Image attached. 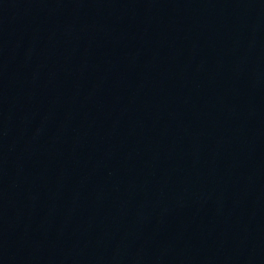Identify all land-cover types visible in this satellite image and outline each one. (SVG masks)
Here are the masks:
<instances>
[{"label": "water", "instance_id": "95a60500", "mask_svg": "<svg viewBox=\"0 0 264 264\" xmlns=\"http://www.w3.org/2000/svg\"><path fill=\"white\" fill-rule=\"evenodd\" d=\"M0 264H264V0H0Z\"/></svg>", "mask_w": 264, "mask_h": 264}]
</instances>
